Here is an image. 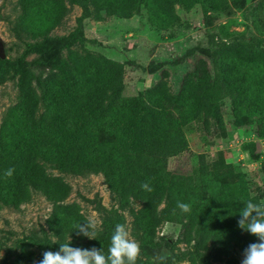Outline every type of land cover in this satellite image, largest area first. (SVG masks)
Here are the masks:
<instances>
[{
	"label": "trees",
	"instance_id": "obj_1",
	"mask_svg": "<svg viewBox=\"0 0 264 264\" xmlns=\"http://www.w3.org/2000/svg\"><path fill=\"white\" fill-rule=\"evenodd\" d=\"M69 1L81 10L76 27L43 42V49L48 45L67 47L75 41L95 44L96 40L85 37L80 29L81 21L90 13L88 4L116 17L137 13L140 4V0ZM197 2L205 5L209 0H183L188 6ZM21 3L24 8L21 30L34 34L48 31L64 12L62 0H21ZM252 9L244 13L246 20L251 19ZM26 19L29 28L24 26ZM263 41L250 36L219 42L210 51L197 46L186 48L181 56H189L198 49L211 55L212 77L210 82L202 80L194 87H186L171 104L165 105L141 95L123 96L121 66L103 56H85L83 65L76 62L72 66H64L57 60L42 78L45 91L40 95L30 84L25 62L15 59L11 65L20 71L16 86L21 97L6 110L0 122L1 205L18 208L30 199L32 192L45 197L51 203L47 228L56 240L40 245L59 249L66 237L72 241L85 238L78 234L76 225L86 219L77 203L62 202L70 186L48 170L101 173L110 191L142 204L141 213L148 216L152 225L167 221L184 226L182 240L189 247L190 264H211L208 241L214 258L222 264H236L235 248L243 254L248 244L258 242L256 236L240 229L237 223L246 201L259 203L258 198L248 194L243 175L233 172L230 164L219 157L212 169L215 174L202 171L196 173L194 181L193 174L182 176L168 171L166 159L185 147L181 127L194 118L206 120L209 112L214 116L217 103L225 97L232 94L234 110L247 113V107L239 99L241 86L222 79L219 56L229 47L253 51ZM149 92L150 89L146 91ZM39 100L43 105L40 113ZM47 131L49 139L41 141L40 136ZM244 149L253 159L249 149ZM8 168L15 169L12 177L4 175ZM145 182L152 191L142 188ZM178 201L189 204L190 212L181 211ZM95 209L104 211L100 203ZM107 224L113 227L110 222ZM71 246L91 249L82 244ZM25 254L20 264H33L31 252Z\"/></svg>",
	"mask_w": 264,
	"mask_h": 264
},
{
	"label": "rangeland",
	"instance_id": "obj_2",
	"mask_svg": "<svg viewBox=\"0 0 264 264\" xmlns=\"http://www.w3.org/2000/svg\"><path fill=\"white\" fill-rule=\"evenodd\" d=\"M153 1L155 5L140 0L138 12L127 17H116L88 4L90 13L81 21L80 29L96 43L75 41L67 47L48 45L43 49V42L76 27L80 7L62 0L64 12L57 23L42 34H34L21 30V0H0V53L4 54L0 59V122L6 110L21 97L16 86L20 71L11 65L17 58L25 62L30 84L38 95L45 91L43 76L57 60L72 66L76 62L82 64L85 56H103L120 64L123 96L141 95L165 105L171 104L186 87H194L202 80L210 82L212 77L211 55L198 49L181 56L186 48L197 46L210 51L222 41L250 36L264 40V0H209L208 4L197 2L191 6L184 5L183 0ZM250 7L253 14L246 20L244 13ZM25 21L24 26L29 28L28 20ZM219 60L222 79L241 86L239 99L248 111L236 112L231 94L217 103L214 116L209 112L206 120L194 118L183 125L185 147L166 159V168L182 176L193 174L195 181L196 173L215 174L212 169L221 157L233 172L243 175L248 194L264 203V41L253 51L226 48ZM42 111L39 100L38 113ZM49 137L47 131L40 140ZM244 148L249 149L253 159ZM48 171L61 176L70 186L62 202L77 203L86 220L93 217L99 224L96 239L72 241L66 237L64 243L95 247L107 255L115 226L122 223L140 245L137 264H190L189 247L182 240V224L162 221L152 225L148 216L141 213L142 204L110 191L101 173ZM97 203L103 212L95 209ZM50 211L51 203L38 192H32L30 199L15 209L0 203V264H20L26 251L31 252L32 263L37 264L45 251L59 250L40 245L56 240L47 228ZM209 243L208 261L222 264L213 257ZM235 251L236 264H241L243 254L237 248Z\"/></svg>",
	"mask_w": 264,
	"mask_h": 264
},
{
	"label": "clouds",
	"instance_id": "obj_3",
	"mask_svg": "<svg viewBox=\"0 0 264 264\" xmlns=\"http://www.w3.org/2000/svg\"><path fill=\"white\" fill-rule=\"evenodd\" d=\"M15 169L5 170L6 177H12ZM142 188L152 191L147 182ZM181 211L190 212V205L177 202ZM238 227L258 238V242L248 244L244 249L241 264H264V203H254L252 200L245 202L240 210ZM78 234L89 239H96L99 224L96 218L89 217L86 221L76 225ZM140 257L139 243L130 237V232L125 224L118 223L111 236V244L108 254L101 249L72 247L70 243L60 244L58 251H45L43 259L37 264H137Z\"/></svg>",
	"mask_w": 264,
	"mask_h": 264
},
{
	"label": "water",
	"instance_id": "obj_4",
	"mask_svg": "<svg viewBox=\"0 0 264 264\" xmlns=\"http://www.w3.org/2000/svg\"><path fill=\"white\" fill-rule=\"evenodd\" d=\"M0 58H4V54L3 53H0Z\"/></svg>",
	"mask_w": 264,
	"mask_h": 264
}]
</instances>
